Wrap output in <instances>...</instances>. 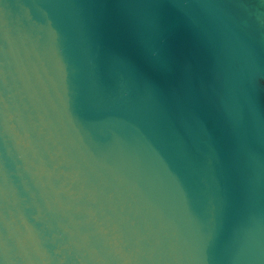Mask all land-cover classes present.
Wrapping results in <instances>:
<instances>
[{
  "label": "water",
  "instance_id": "95a60500",
  "mask_svg": "<svg viewBox=\"0 0 264 264\" xmlns=\"http://www.w3.org/2000/svg\"><path fill=\"white\" fill-rule=\"evenodd\" d=\"M0 264H264V0H0Z\"/></svg>",
  "mask_w": 264,
  "mask_h": 264
}]
</instances>
